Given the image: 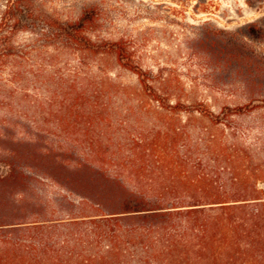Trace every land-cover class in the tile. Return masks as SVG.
I'll return each mask as SVG.
<instances>
[{
    "label": "rangeland",
    "instance_id": "374dc122",
    "mask_svg": "<svg viewBox=\"0 0 264 264\" xmlns=\"http://www.w3.org/2000/svg\"><path fill=\"white\" fill-rule=\"evenodd\" d=\"M28 6L0 40V228H20L0 234L40 239L32 222L93 213L78 205L97 197L87 184L178 202L264 197V0ZM85 13L83 32L64 34Z\"/></svg>",
    "mask_w": 264,
    "mask_h": 264
},
{
    "label": "trees",
    "instance_id": "16d2710c",
    "mask_svg": "<svg viewBox=\"0 0 264 264\" xmlns=\"http://www.w3.org/2000/svg\"><path fill=\"white\" fill-rule=\"evenodd\" d=\"M6 1L0 10V40L6 27L21 24L33 11L29 0ZM88 22L85 13L64 27V34L77 36ZM113 49L120 63L142 75L123 62L128 58L125 48ZM116 185L117 190L108 184L104 190L86 185L97 197L85 196L78 205L93 213L80 210L59 222H32L27 229L41 232L40 239L0 234V264H264V197L257 188L250 197L178 202ZM53 228H62L64 234L44 238ZM2 229L12 233L20 228Z\"/></svg>",
    "mask_w": 264,
    "mask_h": 264
}]
</instances>
